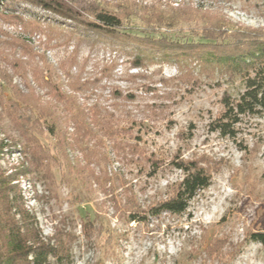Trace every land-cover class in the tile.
<instances>
[{
    "label": "rangeland",
    "instance_id": "obj_1",
    "mask_svg": "<svg viewBox=\"0 0 264 264\" xmlns=\"http://www.w3.org/2000/svg\"><path fill=\"white\" fill-rule=\"evenodd\" d=\"M69 1L82 17L95 7L109 9L123 32L140 38L195 43L202 25L216 23L227 43L264 37V0ZM177 9L183 23H155L161 13L177 21ZM15 17L0 14V170L14 178L11 186L43 242L62 245L60 264H264V246L250 238L264 233V112L241 117L234 138L210 129L223 97L243 92L239 77L95 33L43 24L25 32ZM36 77H50L57 93ZM11 87L53 115L54 135L44 124L30 129L41 161L23 149L8 118L18 113L8 107L16 97ZM58 93L72 103L58 101ZM71 104L92 118L85 134L71 129ZM181 162L202 167L210 185L181 215L129 222L134 209L145 211L172 193L183 176L174 164Z\"/></svg>",
    "mask_w": 264,
    "mask_h": 264
},
{
    "label": "trees",
    "instance_id": "obj_2",
    "mask_svg": "<svg viewBox=\"0 0 264 264\" xmlns=\"http://www.w3.org/2000/svg\"><path fill=\"white\" fill-rule=\"evenodd\" d=\"M66 1L0 0V14L4 12L7 15L16 16L15 18L19 20L20 24L28 29L25 32H38L40 25L43 24L49 29L68 30L71 34L74 32L84 36L95 33L113 39L122 45L133 44L138 49L148 48L160 53L165 60L178 63L189 59L201 65L213 64L224 70L227 75L239 77L243 81V92L234 99L229 96L223 97L222 112L210 123L211 131L217 132L220 136L234 138L235 126L240 122L241 117L264 112V37L255 36L227 43L225 39L218 37L219 25L216 23V27L202 25L203 33L197 37L200 41L195 43L181 44L164 38L158 40L147 37L140 38L123 32L126 27L123 26L121 18L109 9L95 7L92 11L87 10V17H82L78 11L72 8V3ZM21 5L38 9L45 15L34 13L29 9H22ZM178 12H182V10L177 9V21L173 17H164L161 13L155 18V23L166 28L178 26L184 22L180 18L184 16V13L178 15ZM24 17L27 18V22L23 21ZM23 67L24 65H21L19 69ZM22 74L25 75V71ZM33 81L36 83L41 81L42 87L47 88L49 92L57 93L50 77L40 79L36 77ZM24 88L31 94L32 88L27 82L24 84ZM10 91L16 97H14V101H9L8 107L18 113L10 114L8 118L25 142L23 149H26L33 159L41 161L42 146L30 129L34 124H44L49 133L54 135L53 115L31 96L19 92L14 87H11ZM56 98L58 101L65 99L66 102L72 103L71 98L65 97L62 93H58ZM1 102L0 97V104ZM70 109L73 112L68 121L71 123V129L75 136H78L83 132V128H87L89 125L86 120L92 123V118L80 111L75 104H71ZM22 110L31 112L29 115H25ZM3 130L0 119V133ZM83 134L85 133L83 132ZM65 145L66 142H63L62 146L65 147ZM174 166L182 172L183 176L172 193L164 200L149 206L145 211L134 209L129 214V222H145L150 218H157L161 214L181 215L186 211L189 202L196 194L210 185V175L202 167H197L192 162L176 163ZM13 179L5 177L0 170V264H49V259L60 264L65 258V255H62V245L57 242L52 245L49 242H43L35 225L34 216L25 210L16 187L11 186ZM250 238L251 241L264 246L263 232L252 233Z\"/></svg>",
    "mask_w": 264,
    "mask_h": 264
}]
</instances>
